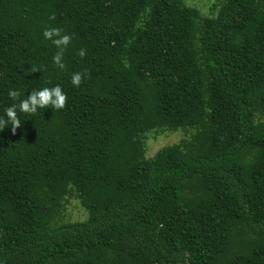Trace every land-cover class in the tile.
<instances>
[{"label":"trees","instance_id":"obj_1","mask_svg":"<svg viewBox=\"0 0 264 264\" xmlns=\"http://www.w3.org/2000/svg\"><path fill=\"white\" fill-rule=\"evenodd\" d=\"M209 10L0 0V116L66 96L0 131V264H264V0ZM46 28L70 36L63 69ZM165 130L185 136L147 156Z\"/></svg>","mask_w":264,"mask_h":264},{"label":"clouds","instance_id":"obj_2","mask_svg":"<svg viewBox=\"0 0 264 264\" xmlns=\"http://www.w3.org/2000/svg\"><path fill=\"white\" fill-rule=\"evenodd\" d=\"M42 35L45 39L51 40V43L57 47L58 51L52 57V62L56 67L63 69L64 63L62 62V53L70 41V36L61 35L60 29L58 28H46ZM78 54L83 57L85 55L84 49H79ZM80 82L81 73H72L71 83L74 86H79ZM8 96L16 100L18 92L9 91ZM65 100L66 96L62 92L59 85L51 88L43 87L38 90H34L31 95L27 96L26 99L19 100L18 104H14L13 107L10 108H4L3 115L0 116V131L8 127V122L10 121L12 132L13 134L15 133L16 126L20 124V120L17 118V110L20 113H27L31 115L36 113L37 108H44L48 105H51L53 109H60L64 107Z\"/></svg>","mask_w":264,"mask_h":264},{"label":"rangeland","instance_id":"obj_3","mask_svg":"<svg viewBox=\"0 0 264 264\" xmlns=\"http://www.w3.org/2000/svg\"><path fill=\"white\" fill-rule=\"evenodd\" d=\"M215 0H186V3L195 6L203 11V16H209L210 3ZM201 7V8H200ZM185 136V132L178 131H159L151 132L147 136V156H153L160 148L165 145L178 142ZM87 217L86 210L81 206L80 201L76 197H70L65 206V217L67 221L84 220Z\"/></svg>","mask_w":264,"mask_h":264}]
</instances>
